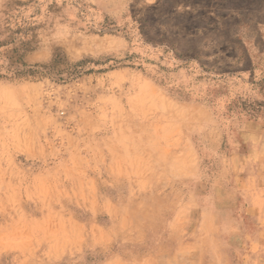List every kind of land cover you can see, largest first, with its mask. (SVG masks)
<instances>
[{
	"label": "rangeland",
	"instance_id": "obj_1",
	"mask_svg": "<svg viewBox=\"0 0 264 264\" xmlns=\"http://www.w3.org/2000/svg\"><path fill=\"white\" fill-rule=\"evenodd\" d=\"M0 264H264V0H0Z\"/></svg>",
	"mask_w": 264,
	"mask_h": 264
},
{
	"label": "trees",
	"instance_id": "obj_2",
	"mask_svg": "<svg viewBox=\"0 0 264 264\" xmlns=\"http://www.w3.org/2000/svg\"><path fill=\"white\" fill-rule=\"evenodd\" d=\"M15 73H18V74H25V73L32 74V73H34V70H17Z\"/></svg>",
	"mask_w": 264,
	"mask_h": 264
}]
</instances>
